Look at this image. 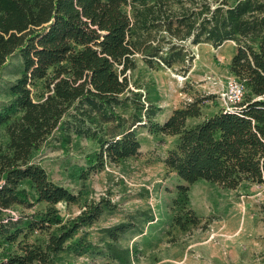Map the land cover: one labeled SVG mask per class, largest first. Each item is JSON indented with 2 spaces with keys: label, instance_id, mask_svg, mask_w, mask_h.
I'll use <instances>...</instances> for the list:
<instances>
[{
  "label": "trees",
  "instance_id": "16d2710c",
  "mask_svg": "<svg viewBox=\"0 0 264 264\" xmlns=\"http://www.w3.org/2000/svg\"><path fill=\"white\" fill-rule=\"evenodd\" d=\"M161 29L171 36V51L176 40L213 48L236 45L230 71L246 88L238 111H221L189 126L202 113V100H195L166 121L153 122L160 108L142 98L127 73ZM164 50L152 48L147 57L167 68L183 60L180 52L164 56ZM15 54L22 71L0 110V133L7 138L0 141V242L16 243L18 251L0 264H59L76 233L110 208L103 200L67 221L56 215V205L76 203L79 196L55 183L34 154L59 128L66 144L72 132L97 140L99 168L140 154L139 126L176 137L164 163L184 182L173 200L174 223L182 230L200 224L188 206L192 184L236 189L264 183V0H0V73ZM36 81L46 89L37 100L31 88ZM71 109L70 120L63 122ZM37 203L48 205L37 218L9 214ZM131 228L120 223L104 230L111 240L107 253L119 264H131L132 251L119 243ZM36 231L47 239L28 242Z\"/></svg>",
  "mask_w": 264,
  "mask_h": 264
},
{
  "label": "rangeland",
  "instance_id": "374dc122",
  "mask_svg": "<svg viewBox=\"0 0 264 264\" xmlns=\"http://www.w3.org/2000/svg\"><path fill=\"white\" fill-rule=\"evenodd\" d=\"M151 36V48L134 56L137 68L127 75L142 98L160 108L153 122H164L171 111L195 100H202V113L199 118L190 119L189 126L224 111L221 96L234 76L230 64L236 45L229 42L213 48L207 43L194 45L191 40H176V49L171 51L169 33L161 29ZM158 46L167 48L164 56L180 52L183 60L167 68L148 58L147 54ZM21 71L18 54L1 70L0 110L10 101L8 89ZM31 88L36 100L43 98V81H36ZM73 112L71 109L63 122L70 120ZM62 132L57 129L34 154L35 161L55 183L79 196L76 203L56 205V215L67 221L87 204L103 200L110 203V208L93 225L76 233L60 254L59 264H119L107 253L111 240L104 230L120 223L132 226L119 239L121 247L132 251L131 264H264V183L246 182L236 189L205 181L192 184L188 206L200 218V224L182 230L174 223L173 200L177 187L184 182L168 172L164 163L168 151L177 144L176 137L153 133L148 124L139 126L140 154L118 164L106 162L99 168L94 165L95 154L100 150L97 140L71 131L73 140L66 144ZM0 141H7L3 130ZM47 208L45 203L30 209L16 206L9 214L14 218H31L35 214L37 218ZM150 218L154 221L149 222ZM36 239L44 241L47 236L36 231L27 241ZM19 240L23 241V237ZM15 251L16 243L1 241L0 263Z\"/></svg>",
  "mask_w": 264,
  "mask_h": 264
},
{
  "label": "built area",
  "instance_id": "2783aa9c",
  "mask_svg": "<svg viewBox=\"0 0 264 264\" xmlns=\"http://www.w3.org/2000/svg\"><path fill=\"white\" fill-rule=\"evenodd\" d=\"M161 64L165 66L163 63ZM245 93V84L233 76L228 82L226 93L221 96L223 102L225 103L224 111L232 113L238 111L241 103L243 102Z\"/></svg>",
  "mask_w": 264,
  "mask_h": 264
},
{
  "label": "crops",
  "instance_id": "0c3cea01",
  "mask_svg": "<svg viewBox=\"0 0 264 264\" xmlns=\"http://www.w3.org/2000/svg\"><path fill=\"white\" fill-rule=\"evenodd\" d=\"M225 43H229V42H225ZM224 43V44H225ZM233 43V42H232ZM173 111H171V113H172ZM171 113L166 117V119L164 120V121H166L167 119H168V117L171 115Z\"/></svg>",
  "mask_w": 264,
  "mask_h": 264
}]
</instances>
